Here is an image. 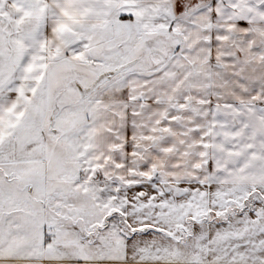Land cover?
Listing matches in <instances>:
<instances>
[{
	"label": "snow or ice",
	"instance_id": "obj_1",
	"mask_svg": "<svg viewBox=\"0 0 264 264\" xmlns=\"http://www.w3.org/2000/svg\"><path fill=\"white\" fill-rule=\"evenodd\" d=\"M0 264H264V0H0Z\"/></svg>",
	"mask_w": 264,
	"mask_h": 264
}]
</instances>
